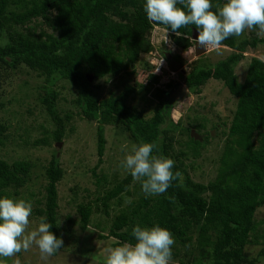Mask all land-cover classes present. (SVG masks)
Returning <instances> with one entry per match:
<instances>
[{"label":"trees","instance_id":"1","mask_svg":"<svg viewBox=\"0 0 264 264\" xmlns=\"http://www.w3.org/2000/svg\"><path fill=\"white\" fill-rule=\"evenodd\" d=\"M225 2L212 0L213 10L216 4ZM145 3L146 0H0V101L4 97L3 85L20 67L35 72L51 85L64 79L78 91L77 104L82 116L98 123L95 169L104 164L108 143L105 127L110 125L130 133L133 144L156 141L159 152L174 159L173 171L182 172V185L173 181L163 194L131 200L113 220L109 234L100 235V240L113 238L117 240L116 246L125 242L134 244L132 231L137 224L141 227L159 224L173 233L172 261L179 258L181 264H264V246L257 257L252 258L247 251L248 247L264 245V235L259 229L261 221L256 217L257 211L264 207V61L251 59L244 82L239 81L235 72L246 53L264 44V38L247 36L246 32L240 37H229L221 44L234 51L229 57L212 67L198 62L182 78L184 86L195 95L201 94L210 80L222 81L237 99L217 176L208 184L196 182L181 157L191 151L195 159L199 158L213 136L210 131L201 134L206 126L199 124L195 129L204 139H194L189 128H182L181 120H173L172 112L178 103L174 96L176 82L157 87L152 94L156 104L153 110H146L138 105L128 106L135 89L133 78L123 84L119 94L111 92L100 101L87 77L90 74L100 81L106 77L122 78L125 73L136 75L134 67L140 56L154 49L151 36L157 27L178 37L179 49L191 47L185 37L197 30L194 25L179 29L177 36L167 26L148 21ZM176 59L181 60L177 56ZM46 95L43 102L57 127L53 139L62 142L66 125L55 108L59 94L46 88ZM70 119L68 116L67 120ZM8 132V125L0 121L1 146ZM177 132L189 135L182 156L172 151ZM59 160L54 157L47 170L45 206L33 212L39 218L46 217L52 224L51 231L62 237L65 228L58 218V184L65 174ZM31 170L27 161L10 164L0 159V198L10 187L23 188ZM100 181L109 183L107 178ZM133 183L131 174L117 182L97 199V208L79 204L81 229L87 230L95 212L100 211L98 205L104 207L106 215L110 214L112 201L118 199L117 205L122 206L124 195L134 194L128 191ZM75 224L69 216L67 228ZM181 248L186 249L182 258Z\"/></svg>","mask_w":264,"mask_h":264},{"label":"rangeland","instance_id":"2","mask_svg":"<svg viewBox=\"0 0 264 264\" xmlns=\"http://www.w3.org/2000/svg\"><path fill=\"white\" fill-rule=\"evenodd\" d=\"M257 31L246 30L245 32L247 36H253L257 35L254 34ZM259 36L264 38V35ZM178 39L165 29L155 28L151 36L154 49L140 56L139 63L134 67L137 71L136 75L125 73L122 78L106 77L100 81L93 80L92 88L98 100L101 101L109 97L111 92L119 94L123 84L133 78L132 83L135 89L130 99L131 104L128 103V106L134 108L138 105L142 109L153 110L156 102L152 101V94L155 89L161 86L166 87L170 82H176L174 96L177 97L178 103L172 112L173 120H181L182 128H189L198 134L201 132L195 129L196 125L204 124L206 127L201 134L210 131L213 137L209 138L201 156L195 159L191 151L187 153V156L180 155L187 149L189 135H179L177 132L172 151L175 155L177 153L182 156L186 169L194 181L208 184L217 176L219 160L228 138L230 126L228 124L234 116L237 99L231 95L222 81L210 80L202 88L201 94L195 95L184 86L182 78L198 62L212 67L225 60L234 51L225 47H220L219 50L209 48L207 54L197 57L192 47L185 51L176 47ZM187 40L191 46L193 38L187 37ZM161 48L181 58L180 62L184 66L185 74L171 71L161 54ZM252 58L264 61V44L259 45L255 50H249L246 58L236 67L235 72L240 82H244ZM152 65L153 68H147ZM15 71L11 79L3 85L4 97L0 101V104L4 105L0 106V121L9 127L8 138L5 139L3 146L0 145V159L10 164L15 161H27L31 163L32 170L23 188L10 187L3 197L7 195L30 200L33 203V211L44 208L48 184L47 170L53 158H59L65 174L58 184L60 205L58 218L60 226L65 228L62 233L64 243L56 255L47 259L42 258L39 249L33 246L29 251H22L14 257H0V262L16 264L19 260V264H105L107 249L116 247L117 240L113 238L100 240L99 236L109 234L113 220L121 214L123 208L130 203L129 201L149 195L142 191L141 182L134 181L128 189L134 194L132 196L125 194L122 206L117 205L118 199L112 201L109 215L104 213L103 206L98 205L100 211L95 212L87 230L81 229L78 205L92 204L96 207L98 198L130 174L121 167V162L134 145L131 135L125 133L119 126H106L105 136L108 143L104 164L95 169L98 164V123L90 122L82 116L81 108L77 104V89L64 79H57L53 85L48 84L44 78H40L35 72L25 67ZM152 81L157 83H151ZM46 88L54 89L59 94L55 108L65 119L66 125V137L62 142H56L53 139L57 127L50 115L48 105L43 102L47 99ZM68 116L71 117L70 120H67ZM124 145H127V149L122 151ZM94 170H97L95 175H93ZM101 178H107L109 183L99 182ZM33 211L30 216V227L34 228L38 226L40 218ZM69 216L76 223L71 229L67 228ZM256 217L261 221L259 229L264 235V207L257 211ZM263 246L248 247L247 251L252 258L257 257ZM188 250L192 251V248ZM185 252L186 249L181 248V258ZM171 264H181L180 259L171 261Z\"/></svg>","mask_w":264,"mask_h":264},{"label":"clouds","instance_id":"3","mask_svg":"<svg viewBox=\"0 0 264 264\" xmlns=\"http://www.w3.org/2000/svg\"><path fill=\"white\" fill-rule=\"evenodd\" d=\"M213 7L212 0H146L144 11L150 23L167 26L177 36L179 29L194 25L198 30L197 46L206 48L205 54L209 48L219 50L223 41L240 37L245 30H258L257 35H264V0H226L222 5L216 4L215 11ZM196 41H191L194 53ZM166 52L177 59L171 51L161 50L170 66ZM126 149L124 145L121 150ZM174 166V159L160 153L156 141L132 145L121 162V167L130 172L134 181L141 182L142 191L149 196L165 193L173 181L182 185L183 174L173 171ZM32 211L30 200L7 195L0 198V257H14L35 246L42 258L47 259L61 250L63 239L51 231L52 224L46 217L40 218L37 227H30ZM132 236L134 244L125 242L107 249L105 264H171L175 239L169 229L159 224L153 227L137 224Z\"/></svg>","mask_w":264,"mask_h":264},{"label":"water","instance_id":"4","mask_svg":"<svg viewBox=\"0 0 264 264\" xmlns=\"http://www.w3.org/2000/svg\"><path fill=\"white\" fill-rule=\"evenodd\" d=\"M197 36H198V30H194V31H193V36H192V38H193L195 41H196V37H197ZM206 52H207V49L204 48V47H201V46H199V45L197 46V41H196V44H195V53H196V56H197V57H200V56L204 55ZM165 58H166V60L169 62V64H170V68H171V71H172V72H174V73H179V72L183 71V73H185L184 70H183V65H182L181 63H179L177 60H175V59L173 58V56H172L171 53L166 52V53H165ZM87 77H88V80H89L90 82H92V80H93V76H92V75H88ZM191 136H192L193 138L197 139V140H200V141L203 140L202 136H201L200 134L196 133L194 130L191 131ZM212 136H213V134H212Z\"/></svg>","mask_w":264,"mask_h":264}]
</instances>
